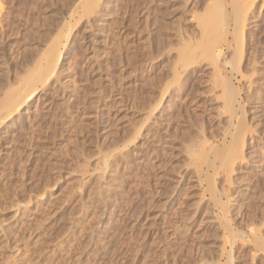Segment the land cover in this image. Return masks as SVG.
Listing matches in <instances>:
<instances>
[{
	"label": "rangeland",
	"instance_id": "rangeland-1",
	"mask_svg": "<svg viewBox=\"0 0 264 264\" xmlns=\"http://www.w3.org/2000/svg\"><path fill=\"white\" fill-rule=\"evenodd\" d=\"M86 1L0 0V102L48 45L60 52L0 124V264H264L223 240L227 221L264 235V0ZM234 112L242 159L201 181Z\"/></svg>",
	"mask_w": 264,
	"mask_h": 264
},
{
	"label": "bare ground",
	"instance_id": "bare-ground-1",
	"mask_svg": "<svg viewBox=\"0 0 264 264\" xmlns=\"http://www.w3.org/2000/svg\"><path fill=\"white\" fill-rule=\"evenodd\" d=\"M98 1V0H97ZM219 1V0H218ZM242 2L244 1V3H245V0H241ZM251 1V3L253 4L256 0H250ZM250 1H248L247 3H248V5L249 4H251L250 3ZM96 3V1H94V0H87L85 3V5L82 7L83 8V10H86V9H90L91 8V11H93L92 9H97L96 7L98 6L97 4L100 2V0ZM217 2V1H216ZM234 2V4H235V0L233 1ZM233 2L231 1V5H234L233 4ZM256 3V2H255ZM251 4V5H252ZM213 5H214V3H213ZM212 5V9L214 8V6ZM216 5V4H215ZM246 5V4H245ZM247 5V6H248ZM210 6V5H209ZM224 5H222V4H220V2H218L217 3V5L215 6V10L213 9V11H212V9L210 10V11H207V13L208 12H210V14H208V19H209V21H210V24H214V25H216L217 27H216V29L214 30L215 32H213V33H215V35L217 34V36H215L216 37V39H218V36L219 37H221L222 38V35H223V41L225 42V37H226V19H228V17H229V13H227V10L223 7ZM247 6L244 8V9H246L247 8ZM232 7V6H231ZM252 7V6H251ZM99 8V7H98ZM235 8V6L233 7V8H231V10L233 9V11L231 12V14L233 15V17L234 18H232V17H230V18H232V19H235V21L233 20L232 22H238V20H240V18H241V16H240V14H239V16H238V11H236V9H234ZM250 8V7H249ZM248 8V9H249ZM88 9V10H89ZM1 12V11H0ZM94 12H96V11H94ZM94 12H92V13H94ZM245 12H246V10H245ZM244 12V13H245ZM245 15V14H244ZM247 15V14H246ZM228 21V20H227ZM228 23V22H227ZM210 24H208V28H209V25ZM219 26V27H218ZM228 26H229V24H228ZM233 26H238V23L236 24V25H232V27ZM213 27V26H212ZM239 27V26H238ZM238 27H236V29H238ZM242 27V26H241ZM212 29V28H211ZM232 29V28H231ZM233 29H235L234 27H233ZM232 29V30H233ZM235 29V33L238 31V30H236ZM241 29V28H240ZM219 30V31H218ZM228 30V29H227ZM218 31V32H217ZM223 33V34H221V32ZM209 32H211V31H209ZM241 32V31H240ZM212 33V32H211ZM228 33V32H227ZM214 35V34H213ZM212 36V35H211ZM236 37H237V35H236ZM235 37V38H236ZM209 38H210V36H209ZM230 38H231V35H230ZM241 38V37H240ZM213 39H214V37H213ZM213 39H212V41H213ZM239 39V38H238ZM242 39V38H241ZM210 40V39H209ZM215 40V39H214ZM219 40V39H218ZM227 40V39H226ZM233 40V39H232ZM236 40H237V38H236ZM217 41V40H216ZM215 41V42H216ZM228 41V40H227ZM214 42V41H213ZM230 42H232L231 40H230ZM234 42V41H233ZM208 43V42H207ZM214 44H217V43H214ZM220 44V43H219ZM213 45L212 46V44H211V46H206V47H204V50H206L207 52V55H209L210 54V56H211V54L212 53H216V55L218 54L219 55V51L218 50H220L219 48H220V45ZM225 44H227V43H225ZM224 44V45H225ZM232 44V43H231ZM226 46V45H225ZM238 46H239V48H240V43H238ZM234 47H235V45H234ZM196 48H198V47H196ZM206 48V49H205ZM238 48V49H239ZM230 49V48H229ZM237 49V50H238ZM192 50H193V48H192ZM195 50V49H194ZM193 50V51H194ZM240 50V49H239ZM238 50V52L237 53H239L240 51ZM59 51V50H58ZM217 51H218V53H217ZM242 51V50H241ZM60 53V52H59ZM59 53L57 52V47H56V43L55 42H52L50 45H48V47H47V49H46V51H44V56H43V58H42V60L40 61V62H37L36 64H37V66H35L34 68H32V69H34V70H32V72L26 77V78H24V79H26V81L24 80V82H23V84H22V86H21V88H19L18 90H15L14 92L13 91H11L10 93L9 92H6V93H9V94H7L8 96H3L4 97V100L2 99V104H1V102H0V104H1V110H0V124H2L3 122H5V121H9L10 119V117L11 116H13V115H15V114H17V112L20 110V109H22L24 106H26L27 105V103L35 96V95H37V84H42L43 82H45V81H47L48 79H50V78H52V75L54 74V72H55V68H56V65H57V62H58V60L60 59V56H59ZM241 53V52H240ZM192 54V53H191ZM198 54V53H197ZM218 55H217V57H218ZM235 55V54H234ZM238 55H240V54H238ZM237 56V55H236ZM242 56V55H241ZM193 57H195V56H193ZM238 57V56H237ZM181 58V57H180ZM189 58V57H188ZM213 58V57H212ZM231 58V57H230ZM183 59V58H182ZM181 59V60H182ZM195 59V58H194ZM214 59H217V58H215L214 57ZM180 60V59H179ZM178 60V61H179ZM187 60V59H186ZM213 60V59H212ZM231 60V59H230ZM188 61H190V60H188ZM237 61V60H236ZM212 62H214V61H212ZM238 62V61H237ZM189 64V63H188ZM211 64V63H210ZM216 64V63H215ZM214 64V65H215ZM236 64V63H235ZM239 64H240V62H239ZM186 64H184V66H185ZM213 65V64H212ZM237 65V64H236ZM239 68V67H238ZM213 69V68H212ZM216 69V68H215ZM214 72V71H213ZM27 74V73H26ZM26 76V75H25ZM24 76V77H25ZM218 76V75H217ZM221 78V77H220ZM223 83V82H222ZM20 84V83H19ZM43 85V84H42ZM18 86V85H17ZM223 87V86H222ZM22 91V94L19 92V91ZM25 90V91H24ZM230 91H232L231 89H230ZM224 93H226V94H224L225 96L227 95V92H225L224 91ZM231 94V93H230ZM230 94H229V98L231 99L232 97H234V95L232 96V97H230ZM107 96V95H106ZM2 97V98H3ZM227 97V96H226ZM225 99V98H224ZM229 99V103H230V107H232V102H233V100H235L234 98H233V100H230ZM227 100V99H226ZM227 102V101H226ZM228 103V104H229ZM234 103V102H233ZM238 103V102H237ZM225 104V103H224ZM229 106V105H228ZM234 106V105H233ZM230 107L228 108V109H230ZM227 108V107H226ZM236 108V107H235ZM155 109V108H154ZM232 109H233V107H232ZM232 109H230V110H232ZM235 111V110H234ZM229 112V111H228ZM237 115H235V112H234V114L232 113L231 115H230V118H229V123H228V125H229V127L228 128H233V130H235L234 131V134L232 135V138H231V140L229 141V145H227V147H226V145H222L223 147L225 146L227 149H226V152L225 153H223L222 152V150H220L221 148H218V146H213V147H209V150L208 151H205V153L204 154H206V155H204V156H206V159H204V162H205V165H203V166H201V168H200V173H201V176H200V180L201 181H206V180H208V176H205V178L203 179L202 178V172L206 169V173L208 174H210V172H212L213 173V175H215V174H217L219 171H221L223 174H227V177H229V174L233 171V166H234V164H235V161H237V160H240V159H242L241 157V155H240V152H241V150H242V148H243V142H244V139H245V136H244V134H243V129L241 128V117H239L237 120V124L235 125L232 121L234 120H236V117ZM9 119V120H8ZM227 124V123H226ZM227 129V128H226ZM243 131V132H242ZM228 133H231V132H228ZM110 136V135H109ZM223 137V143L222 144H225V141H226V139H227V137H226V135L224 134V136H222ZM221 137V138H222ZM228 141V140H227ZM116 142V141H115ZM204 148V147H203ZM189 151V150H188ZM187 151V152H188ZM224 151V150H223ZM193 153V152H192ZM191 153V154H192ZM194 155V154H193ZM197 155H198V153H197ZM209 155H211L212 156V158H213V160H211V162L209 161V162H207V159L209 158ZM205 158V157H204ZM100 159V158H99ZM97 161V160H96ZM100 161V160H99ZM81 164V163H80ZM77 170V169H76ZM210 170H212V171H210ZM104 171V170H103ZM210 171V172H209ZM89 174V173H88ZM103 174V173H102ZM226 174H225V176H226ZM79 175V174H78ZM92 175V174H91ZM224 176V177H225ZM84 183V182H83ZM217 195V194H216ZM215 195V197H217ZM217 200L219 201V204H220V206H221V208L223 209V210H226L225 209V207H224V204L222 203V199L221 198H218L217 197ZM227 211V210H226ZM224 215H226V213L224 214ZM223 217H221V219H222ZM224 218H225V216H224ZM218 219H219V217H218ZM217 219V220H218ZM227 219V218H226ZM228 220V219H227ZM226 222V221H225ZM223 223V222H222ZM230 222L229 221H227V224L225 225V228H224V230H223V232L225 231V233L226 234H228V237L227 238H225L224 237V244H229L231 247H233L234 245H235V237H240L243 241H249V242H251V244L253 245L251 248L253 249V250H260L261 252H263L264 253V235L261 233H258L259 231L258 230H254V229H252V228H250V230H245V231H240L239 229H236V228H232V226L229 224ZM220 224V223H219ZM221 226V225H220ZM224 226V225H223ZM223 226L221 227V228H223ZM247 227V226H246ZM245 228V227H244ZM243 228V229H244ZM223 236H224V234H223ZM240 239V240H241ZM239 239H237V241H238ZM239 240V241H240ZM223 244V246H225ZM223 246H221V249H222V251H224L225 250V248L223 247ZM224 248V250H223V248ZM220 249V250H221ZM222 253V252H221ZM220 253V254H221ZM227 253V252H226ZM221 255H223V254H221ZM231 259V258H230ZM229 259V260H230ZM231 264V263H230Z\"/></svg>",
	"mask_w": 264,
	"mask_h": 264
}]
</instances>
